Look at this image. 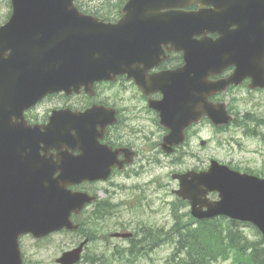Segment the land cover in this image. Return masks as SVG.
I'll list each match as a JSON object with an SVG mask.
<instances>
[{
	"label": "water",
	"instance_id": "obj_1",
	"mask_svg": "<svg viewBox=\"0 0 264 264\" xmlns=\"http://www.w3.org/2000/svg\"><path fill=\"white\" fill-rule=\"evenodd\" d=\"M221 1L128 0L120 20L107 23L81 13L74 0H10L11 16L0 27V264H23L19 239L25 234L40 239L63 229L78 230L71 215H78L96 197L72 192L69 187L108 175V171L101 172L98 159L91 154L90 158L82 154L71 163L65 158L57 167L47 159L45 147L65 140L66 133L53 136L54 127L42 133L37 127L12 123L4 104L8 100L37 101L50 93H77L82 87L88 91L95 82L114 81L118 75L142 78L143 73H136V68L143 64L148 69L157 63L153 64L157 57L155 45L171 42L174 50L179 49L181 23L186 46L193 35L218 33L220 39L207 49H199L195 66L187 67V72L201 69V80L195 88L187 89L179 71L155 76L159 82L165 79L177 84L175 97L170 86L161 87L164 98L154 106L160 112L161 124L170 130L162 146L171 153L172 146L184 141V130L201 117L206 116L216 126L232 121L225 104L209 103V95L240 84L245 77H252L251 88H264V67H249L244 55L229 62L236 69L228 79L207 81L210 73L220 71L225 58L221 51L227 50V13L217 10ZM191 4L216 9L187 12L184 17L175 10ZM239 16L240 10L236 9L235 18ZM243 20L241 25L235 19L238 27L231 34L258 35L264 41L263 32L257 30L264 25V0H249ZM71 122L76 131L89 137L85 115H76ZM57 131L66 130L61 127ZM84 157L88 161H82ZM173 179L179 181L175 194L188 201L194 218L223 216L249 223L264 237V178L238 173L211 160L207 170L175 174ZM210 193H217V200L210 201ZM83 245L63 253L56 263L76 264Z\"/></svg>",
	"mask_w": 264,
	"mask_h": 264
},
{
	"label": "flooded vegetation",
	"instance_id": "obj_2",
	"mask_svg": "<svg viewBox=\"0 0 264 264\" xmlns=\"http://www.w3.org/2000/svg\"><path fill=\"white\" fill-rule=\"evenodd\" d=\"M248 6L249 0H222L217 4L219 12L227 13L226 26L229 35L226 37L224 44V48L227 50L221 52L224 57L229 58V61H225V65L219 73L209 74L208 81L215 82L227 79L235 70V65L229 62L234 61L232 58L236 56L244 55L247 58L249 67L254 66L258 69L263 63L264 42H260L257 35L237 36L231 34L238 27L236 21L244 25L243 18ZM200 9L213 10L216 8L212 5L201 7L198 4H191L180 8L178 10L179 16L184 17L186 12L199 11ZM236 9L240 10L241 17L235 18ZM7 17L0 22V26L6 23ZM257 30L264 32V25H259ZM219 37L218 33L193 35L186 46L185 29H183L182 34L181 23L180 49L178 51L173 50L171 42L158 45L155 52L158 54L154 59L157 63L147 71L146 76L142 79V87L133 79L129 80L124 75L117 77L115 82L95 84L92 95L81 89L78 93H55L47 95L39 101H28L30 103L22 109H19L17 105L25 103V101L8 100L4 104L5 112L10 116L12 123H22L30 128L39 127L41 132L51 122V119L59 113L63 114V118L68 117L70 120L73 114L84 113L94 107H101L99 112L91 114L92 120H95L92 125L94 129L92 141L100 151L101 170L108 168L109 174L107 178L101 179V182L85 181L77 187L80 190L86 189L88 186L101 184L100 210L96 212L93 209L94 206L90 205L84 213L87 216H99L101 226H105L107 222L112 223L113 233L119 232L131 235L130 238L119 239L128 246L134 241H140V237L137 238L138 236H149L153 233V230L165 234L170 229L168 217L163 214V211L161 212V218L156 222L142 219L144 215L153 216V214L160 213V204L156 209L153 207L155 194L157 201L161 203V210L169 205L167 200L168 176H164V174L161 176L154 175L149 179L140 180L148 174H152L153 170H168L171 163L183 162V156L187 155L184 152L185 146L190 147L191 140L197 138L198 131L196 128L200 125H192L186 131L185 142L178 147H173L172 154L164 152L163 139L169 133V130L161 125L160 113L154 106L164 98V93L160 90L161 87L170 86L172 89L171 94L175 97L177 95L175 91L177 84L173 81L170 83L164 80L159 82L153 76L179 70L180 78L183 84L187 85V89L190 90V87L193 86L195 88L198 84L196 83L197 80H201V69L196 70L194 68L193 71L187 72V67L192 68V66H195L196 52L199 49L201 50L203 47L207 49L210 43L216 42ZM203 39L207 42L205 44L199 43L204 41ZM249 57H252L251 61ZM250 82L251 79L246 78L240 85H230L225 93L210 96L209 101L212 103L225 101L227 105L229 103L236 104L238 98L234 96V93L241 90L251 92ZM176 112L177 109H174L175 116H177ZM68 130L71 139L67 148H62L61 151H65L70 157H77L83 149L81 146L83 141L77 139V134L72 125L68 126ZM47 153L51 161L60 166L57 149H47ZM171 156H177V159L171 162L169 159ZM161 192L165 194L164 197L160 194ZM173 218L175 217L173 216ZM80 239L81 236L78 241ZM106 241L102 239V242ZM163 242L157 243V248H160ZM106 244L108 246L106 249H109L112 245L109 240Z\"/></svg>",
	"mask_w": 264,
	"mask_h": 264
},
{
	"label": "rangeland",
	"instance_id": "obj_3",
	"mask_svg": "<svg viewBox=\"0 0 264 264\" xmlns=\"http://www.w3.org/2000/svg\"><path fill=\"white\" fill-rule=\"evenodd\" d=\"M84 9L107 7L104 3L106 0H80ZM115 1V0H114ZM110 0L111 2H114ZM8 0H0V22L5 20L7 15L10 14V3ZM234 96L238 98V102L235 104V109L242 115L244 112H252L256 116L264 115V92H249L247 90H241L234 93ZM198 135L196 139H192L190 147L185 146L183 162L177 164L171 163L168 170H153L152 174H148L142 178L149 179L154 175L168 176L169 181L168 188V206L162 208L161 203L157 201L156 194L154 195V205L156 209L160 204V213L153 214V216L144 215L142 219H148L149 221H157L161 218V212L168 217L169 227L173 226V216L171 214L172 205L175 203L176 196L173 194L174 190H177V183L171 178L174 173L185 172L191 169L204 170L208 167L209 161L215 160L223 165L230 167H239L240 172H244L245 169H249L252 173L264 174V143L258 138L248 137L243 134L242 129L236 128L233 125L227 130L217 131L215 127L209 122L202 121L196 128ZM200 140L206 141L204 146H200ZM190 148V149H189ZM191 150V151H189ZM180 157L179 155H177ZM177 156H171L170 161H175ZM90 189L100 195L101 198V184L90 186ZM164 197V193H160ZM188 208H184L182 211H187ZM88 217L87 215H85ZM85 220V217H83ZM88 233L94 237L88 246L87 254L90 256H103L102 261L93 262L91 264H174L172 255L174 254V243H177L174 235H169L170 232L158 236V244L165 241V243L158 249L147 251L148 253L143 256L132 258H126L130 256L119 257L118 254L127 249L128 244L118 238H111L109 235L113 233V224L106 223L105 226H101V219L95 221L94 224H88ZM241 230L250 240H258L255 228L250 225H242ZM77 239V235L72 233L60 232L50 235L42 240H35L31 236H23L20 239V247L24 258V264H56L55 260L63 253L72 248L74 240ZM81 238L80 240H82ZM102 239L109 240L110 244L114 245L106 249V242H102ZM172 243V244H171ZM116 245V246H115ZM118 245V246H117ZM139 249H137L138 251ZM135 251V253H137ZM140 251V250H139ZM86 257V256H85ZM176 261V260H175ZM79 264H89L85 261ZM213 264H231V261H221Z\"/></svg>",
	"mask_w": 264,
	"mask_h": 264
},
{
	"label": "trees",
	"instance_id": "obj_4",
	"mask_svg": "<svg viewBox=\"0 0 264 264\" xmlns=\"http://www.w3.org/2000/svg\"><path fill=\"white\" fill-rule=\"evenodd\" d=\"M124 2L125 0H115L110 3V0H106L104 3L107 7H86L85 10L83 3L80 0H75L80 11L105 21L115 19ZM232 124L234 127L242 129L245 136L258 138L264 143V121L262 119L251 114L242 116L236 114ZM235 169L239 170L240 168L235 167ZM244 172L264 177V174L252 173L249 169H245ZM98 208L96 206V210ZM241 226L242 224L239 222L219 218L198 222L195 227L186 225L173 228L170 235H174L177 240L172 255V259L176 260L174 263L212 264L230 260L231 264H263L264 238L255 230L259 239L250 240L241 230ZM86 260H91V258H86Z\"/></svg>",
	"mask_w": 264,
	"mask_h": 264
}]
</instances>
